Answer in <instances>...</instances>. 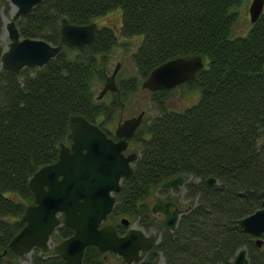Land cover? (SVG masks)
<instances>
[{"label":"trees","instance_id":"16d2710c","mask_svg":"<svg viewBox=\"0 0 264 264\" xmlns=\"http://www.w3.org/2000/svg\"><path fill=\"white\" fill-rule=\"evenodd\" d=\"M244 0H42L16 20L22 36L60 41V20L86 24L115 7L122 22L102 24L80 51L63 45L47 63L19 71L0 66V264L18 254L9 246L23 226L20 217L33 202L29 179L55 161L60 143L71 141L72 114L107 124L124 97L159 63L198 53L204 65L189 81L200 89L197 102L183 108L166 103L169 90L153 92L157 113L142 118L130 141L139 154L123 177L110 217L127 215L157 243L131 264H231L244 247L248 264H264L260 246L239 219L261 206L264 190V8L245 33H236L238 7ZM9 8L8 0H0ZM2 19L0 13V31ZM119 34H141L132 54L137 75L121 78L106 103L94 95L92 82L105 71L108 51ZM0 41V55L3 51ZM183 175L186 207L170 229L152 213L149 199L167 179ZM215 177V182L207 179ZM179 194L178 186L159 189ZM171 192V193H170ZM73 232L59 225L51 239ZM114 253L85 247L80 264H107ZM31 264H65L49 250H32Z\"/></svg>","mask_w":264,"mask_h":264},{"label":"water","instance_id":"95a60500","mask_svg":"<svg viewBox=\"0 0 264 264\" xmlns=\"http://www.w3.org/2000/svg\"><path fill=\"white\" fill-rule=\"evenodd\" d=\"M14 7L12 17L5 23L9 43L0 55V66L19 71L25 66H42L63 47L75 46L84 51L97 28L96 21L86 24L70 22L65 16L60 20V41L53 44L45 39L22 36L16 20L42 0H8ZM264 8V0H250L248 13L254 22ZM204 61L198 53H187L169 58L153 67L141 85L151 91L171 89L194 79ZM118 64L110 75L105 76L97 98L107 91H117L115 74ZM144 110L136 115L121 119L114 128L113 139L97 124L83 115L72 114L68 126L71 141L60 143L58 157L51 163L40 166L30 177L29 187L33 202L28 204L20 220L23 226L12 236L9 246L18 254L38 248L49 249L52 233L59 225L71 227L73 232L54 244V251L65 264H80L85 247L97 246L121 256L120 264H131L141 259V252L152 248L158 241L156 234L146 233L141 227L129 226L119 234L112 222L106 221L121 189V179L132 172V162L138 152L124 153L128 138L140 125ZM186 178L177 175L167 179L160 187L181 185ZM215 182V177L207 179ZM261 206L239 219V224L255 236L258 246L264 233V190L261 191ZM152 212H160L161 225L172 229L183 208L175 201L157 198L151 204ZM120 221L128 224L126 217ZM231 264H248L247 251L239 248Z\"/></svg>","mask_w":264,"mask_h":264},{"label":"rangeland","instance_id":"374dc122","mask_svg":"<svg viewBox=\"0 0 264 264\" xmlns=\"http://www.w3.org/2000/svg\"><path fill=\"white\" fill-rule=\"evenodd\" d=\"M250 0H244L243 3L238 7V21L236 22L234 29L236 33H245L247 29L251 25V21L248 13V5ZM12 6L9 4V8L5 11L3 7H1V19H2V28L0 31V41L5 49L9 43V39L5 32V23L12 17L13 12ZM96 23L100 26L102 24H110L120 26L122 22V8L115 7L109 9L99 17L95 19ZM5 36V37H4ZM142 40L141 34L134 35H122L119 34L117 43L108 51L107 57L105 60V71L102 76L96 75L92 82V88L94 91V95L97 97L100 89L103 86L105 80V74L110 75L113 71L116 64H118V68L116 71V82L119 79L125 78L131 75H137L136 66L132 58V54L137 50L140 42ZM142 79L139 80L137 88L133 91H130L123 99V104L121 108L117 109V113L113 119L109 121L107 127L113 131L119 118H126L133 115H136L141 110H144L143 118H150L157 113V109L155 107L153 99V92L141 85ZM184 82L179 84L171 89H168L166 103L171 108H183L187 107L195 102L200 97V89L194 85H188ZM113 97V91H107L103 94L100 100L105 101L106 103L110 102ZM138 143L130 141V146L127 151H136L138 149ZM183 185H179V194H175L173 200L177 202V204L183 209L186 207V199L181 197L182 192L184 191ZM171 193V192H170ZM161 192L159 188L153 193V195L149 199V204L151 205L153 201L161 197ZM126 217L130 220L131 225L136 227H141L137 220H134L133 217L127 215H118L117 218ZM158 219H161L162 216L157 214ZM110 221L114 220L112 218H108ZM119 220V219H118ZM117 221V219L115 220ZM146 232V231H145ZM147 233V232H146ZM57 241V240H56ZM53 239L49 241V254H55L54 251V243L56 242ZM32 251L28 253H24L18 255L16 258L6 257L4 259L3 264H31ZM119 262V258L110 257L107 264H117ZM155 264H163V259L161 256L157 258V262Z\"/></svg>","mask_w":264,"mask_h":264},{"label":"flooded vegetation","instance_id":"af4514ba","mask_svg":"<svg viewBox=\"0 0 264 264\" xmlns=\"http://www.w3.org/2000/svg\"><path fill=\"white\" fill-rule=\"evenodd\" d=\"M105 76H106V74H105ZM115 76H116V74H115ZM116 80V79H115ZM110 91V90H109ZM117 92V91H116ZM121 119H123V118H119V121L121 120ZM118 121V122H119ZM117 122V123H118ZM116 127V126H115ZM104 130V129H103ZM105 131V130H104ZM106 132V131H105ZM107 133V132H106ZM107 135H109L110 137H112L113 139H117V137L114 135V130L113 131H109L108 133H107ZM68 144V143H67ZM130 146V138H128V143H127V147L125 148V150H124V153H129V152H131V150H129V151H127V149H128V147ZM132 164H133V162H132ZM123 179V178H122ZM122 179H121V182H122ZM186 181V180H185ZM184 184V183H183ZM183 184H181V185H183ZM176 186H178L179 187V185H176ZM159 189H170V188H163V187H160V185H159V187H158ZM118 192V191H117ZM117 192H115V197H116V194H117ZM172 194L173 193H171V194H164V193H162L161 194V197H158V198H162V199H165V200H169V199H171V200H173V198H174V195L172 196ZM157 199V198H156ZM173 201H175V200H173ZM176 202V201H175ZM176 204H177V202H176ZM178 205V204H177ZM179 206V205H178ZM180 207V206H179ZM182 208V207H181ZM153 214H155V215H157V214H159V215H161L162 216V218H163V214L162 213H160V212H152ZM110 214H108V216H107V219H106V221H110L108 218H112V219H114V220H112V221H110V222H112L113 223V225L116 227V230H117V232L119 233V234H122V233H124L126 230H127V228L129 227V226H131V223H130V220H129V223L128 224H124V223H122L121 221H120V218L122 217H120V218H117L118 216H116V217H110L109 216ZM161 218V219H162ZM117 219V221H115ZM119 219V220H118ZM160 219V220H161ZM161 224V223H160ZM165 227V226H164ZM142 228V227H141ZM143 229V228H142ZM150 234H156L157 235V233H155V231L153 230V231H150L149 232ZM262 236V235H261ZM105 252H108V253H113V252H109V251H105ZM143 252V251H142ZM141 252V253H142ZM114 255L117 257V258H119V262L117 263V264H120L121 263V256H119V255H117L116 253H114ZM110 259V258H109ZM109 259H108V261H109ZM157 261H155V263H156Z\"/></svg>","mask_w":264,"mask_h":264},{"label":"bare ground","instance_id":"6f19581e","mask_svg":"<svg viewBox=\"0 0 264 264\" xmlns=\"http://www.w3.org/2000/svg\"><path fill=\"white\" fill-rule=\"evenodd\" d=\"M12 12H14V7H12V10H11ZM5 37V36H4Z\"/></svg>","mask_w":264,"mask_h":264}]
</instances>
